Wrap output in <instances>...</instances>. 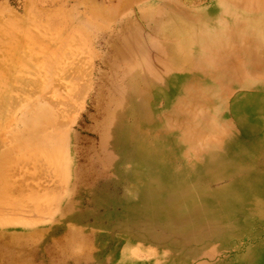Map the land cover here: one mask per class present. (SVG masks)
I'll return each mask as SVG.
<instances>
[{"label":"rangeland","instance_id":"obj_1","mask_svg":"<svg viewBox=\"0 0 264 264\" xmlns=\"http://www.w3.org/2000/svg\"><path fill=\"white\" fill-rule=\"evenodd\" d=\"M130 1L0 0V139L55 67L61 84L92 69L105 81L85 104L60 93L62 174L20 165L13 140L10 196L24 205L9 215L22 224H0V264H264V0L185 3L166 62L115 74L99 67L105 41L162 0ZM95 4L118 17L80 19Z\"/></svg>","mask_w":264,"mask_h":264},{"label":"bare ground","instance_id":"obj_2","mask_svg":"<svg viewBox=\"0 0 264 264\" xmlns=\"http://www.w3.org/2000/svg\"><path fill=\"white\" fill-rule=\"evenodd\" d=\"M216 1L217 3L225 2L226 4L228 0ZM132 2H135V0L127 2L125 4L131 6L133 4ZM180 2L184 3V5H180ZM185 3H191L190 6H194L196 1L162 0L156 10H150L149 12H146V14L136 15L134 19L131 18L124 22L122 21L121 24H118L116 26V31L113 32L116 33V37L110 41H105L104 44L109 50V55L106 57H98L99 67H109L111 71H113V73L115 72V74H117L116 71H118V67L120 68L121 62L130 63L132 65L136 61H139L141 58H146V56L153 62H157L154 63L156 66L165 63L166 59L165 61H162L161 59V57L163 56L162 50H169V44V46L174 47L172 46L175 44V42L173 41L179 38L177 36V33L179 34V32L181 31L182 33H184L182 26L176 27L177 25H175L174 22L176 20L180 21L179 17H182L184 13L189 14L188 11H184L183 9V7H186ZM109 9L110 8L106 7L103 4H95L91 9L82 12L80 14V19H87L86 23H88L90 17L100 18L104 21H111L112 17H118V15H115L116 11L114 9L113 11ZM191 13H193L192 10ZM182 21L183 20H181L180 23H182ZM162 23H166L168 26H170L171 29H169L170 32L168 34L167 32L159 33V26ZM99 28L100 29L96 32L99 33V35L95 38H97L98 41H102L101 39L104 38L103 36H105V34L107 35L109 31H104V28L100 26ZM151 53H153V56H151ZM58 68L59 67H55L56 71H52L51 76H46L43 73V76H46L44 77L45 79L42 82L35 84L36 92L39 94V96L35 100H32V98H27L24 100L25 105H23L21 115L17 117V121H20L22 123V127L20 128L23 129H20L21 131H18V134L16 132L15 137L11 136L12 141L9 140L10 137L9 139H6L8 137L7 134L0 139V224H2V226L9 224H22L17 218H12L9 216L16 215L24 205V203H22L24 202L23 199H21L23 201H17L16 199L18 197H15V195L12 197L10 196L12 193L10 192L12 183V173L10 171L12 170L13 172V170L15 169V166L14 169H12L11 165L16 163V154L19 153L18 150L15 149L18 145L14 147L13 140L14 142H19L21 146L23 145V150L21 151L25 153L23 155V153L20 151L18 155L20 156V159H17V161L23 159V161L26 160V162L30 161L32 165L34 164V167H38L39 163L42 164V160H44V162L46 160V163L48 165H58L60 169L62 167V159H60V157L58 158V156H61L62 154H60V151H63L65 149L66 132L68 131V127L70 126L69 122L61 121V118H63V114L61 113V109L59 108L62 105L60 93L62 91L68 92V97H70L71 94L76 91V96L78 97L80 104H85L83 100L86 101L90 93L95 91L96 89L99 92L100 86H103V82H105L103 81L104 79L101 73H99L98 71L96 72V69H92L91 72L89 74H86V77L84 78H82L81 76L80 78L76 79L71 76H66L65 79L70 80V84H61V76L57 71ZM59 70H62L63 73L65 71L64 67L59 68ZM114 99L116 98L112 97L110 100L113 101ZM107 119H114V114L111 112L108 115ZM9 141L12 142L11 145L10 143H8ZM15 150L17 152H15ZM13 153H15V155ZM13 155L16 157V159L15 157H13ZM18 163H20V161ZM18 163L15 165L18 166ZM23 163L25 164V162ZM27 164L29 165V163H26V165ZM63 167L66 168V166ZM64 171L67 172L66 169ZM64 171L63 173L65 174ZM60 172L62 174L61 169L59 173ZM18 199H20V196ZM36 204L38 206V209L41 210L38 204V200L36 201ZM10 230L12 229L9 227L6 232L10 233ZM18 235L19 234L13 235V238L17 237ZM10 263L15 264L13 260H11Z\"/></svg>","mask_w":264,"mask_h":264}]
</instances>
